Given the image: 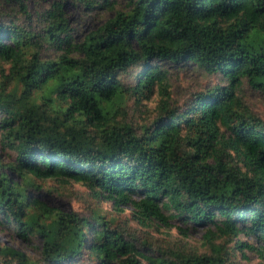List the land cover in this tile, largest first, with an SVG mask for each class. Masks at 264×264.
<instances>
[{
	"label": "trees",
	"instance_id": "obj_1",
	"mask_svg": "<svg viewBox=\"0 0 264 264\" xmlns=\"http://www.w3.org/2000/svg\"><path fill=\"white\" fill-rule=\"evenodd\" d=\"M12 1L27 21L0 13V136L21 182L0 160V219L40 238L48 264L87 252L95 264H238L237 251L264 258V120L243 93L247 82L264 94V0H128L82 42L63 3L35 25L23 0ZM75 2L115 11L113 0ZM52 50L60 55L46 59ZM187 61L223 83L173 106L159 63ZM157 92L156 116L136 127L129 103L139 109ZM53 178L85 184L142 220L204 225L207 251L125 236L98 209L88 217L52 211L29 189ZM0 264L38 263L0 244Z\"/></svg>",
	"mask_w": 264,
	"mask_h": 264
},
{
	"label": "rangeland",
	"instance_id": "obj_2",
	"mask_svg": "<svg viewBox=\"0 0 264 264\" xmlns=\"http://www.w3.org/2000/svg\"><path fill=\"white\" fill-rule=\"evenodd\" d=\"M56 1L64 4L65 17L69 22V27L75 39L80 42L88 34L97 30L114 17L117 11H125L128 6V0H113L115 2V11L106 9L89 10L88 6L77 4L75 0H23V3L28 13L32 16L33 24L37 25L40 14L50 9L51 5ZM0 13L6 21L15 20L19 23H26L27 21L20 5L12 0H0ZM58 55H60L59 52L52 50L45 54V58L53 59ZM159 64L169 72L171 105L173 106H183L196 93L223 83L220 75H209L194 62L187 61L182 64L161 62ZM3 67L5 73H8L9 66L5 65ZM129 80L130 78H127V82ZM243 89L246 102L252 112L264 120V94L252 90L247 82H245ZM161 98V94L157 92L151 101L146 102L139 109L130 102L129 121L137 127L142 125L147 119H153L158 112ZM6 145L0 136V160L4 165L5 171L11 175V178L16 182H21V178L8 169V165L16 160V154L10 151ZM37 184L40 189H29L30 196L46 205L52 211L68 214L77 213L81 217H88L93 209H98L108 220H114L116 222L114 226H117L125 236L134 235L138 239L148 240L150 243L164 248L176 249L180 246H185L201 253L207 251L204 236L208 232V227L204 225L192 226V229L188 231L189 225L185 226L179 221H171L169 225H165L163 222L156 220H142L134 213V209L131 206L120 207V210H117L112 203L96 197L94 191L87 185L72 179L37 180ZM168 214L165 213V215ZM114 226L113 229L115 228ZM181 231H185L186 234ZM86 238L89 245L90 239L88 235ZM240 238L252 245L259 246L254 237L246 238L240 235ZM0 244L19 252H25L29 258L38 264H48L43 261V248L40 238L20 235L14 223L10 222L8 224L2 219H0ZM138 247L145 255H154L153 251L144 249L142 245L138 244ZM236 254L237 258L235 261L238 264H264V258L257 252L248 251L246 258L242 257L239 251ZM88 255V252L83 254L73 264H95L89 259Z\"/></svg>",
	"mask_w": 264,
	"mask_h": 264
}]
</instances>
